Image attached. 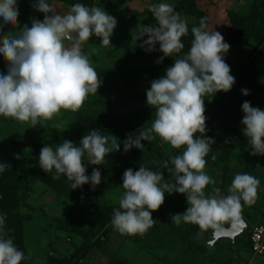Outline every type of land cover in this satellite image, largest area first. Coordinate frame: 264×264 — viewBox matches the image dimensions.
Returning <instances> with one entry per match:
<instances>
[{
	"label": "clouds",
	"instance_id": "9594fccd",
	"mask_svg": "<svg viewBox=\"0 0 264 264\" xmlns=\"http://www.w3.org/2000/svg\"><path fill=\"white\" fill-rule=\"evenodd\" d=\"M32 7L44 14L43 20L31 19L30 27L19 28L18 0H0V60L7 63L6 73H0V117L37 125L51 120L61 109L79 110L90 94H97L101 81L83 46L92 37L100 41L99 47L110 46L117 20L101 6L80 2L63 14L57 13L50 0H32ZM149 10L155 24L139 27L141 48L151 53L159 45L163 56L157 63L166 57H173L174 62L146 91V103L155 109L151 126L128 134L123 150L142 151L143 142L158 137L183 151L163 162L171 177L168 180L162 172L144 166L136 171L127 169L122 176L124 193L119 207L113 209L111 223L122 236L143 235L157 223L152 212L163 205L165 194L177 193L185 195L187 208L182 214L171 215L172 223L194 224L202 231L212 229L223 235L224 223H242L243 206L255 203L260 187L255 176L242 172L235 174L228 195H220L215 187L214 195H205V189L216 183L205 171L206 157L215 143L205 136V97L227 93L235 84L224 58L230 45L220 32L208 30L207 21L201 18L199 26L191 28L190 49L179 55L185 47L182 37L189 32L187 21L168 0L151 4ZM4 28L19 30L5 36ZM96 51L92 46L90 52ZM241 92L249 95L247 89ZM241 109L242 133L251 146L250 155L264 156V110L252 107L249 101H244ZM117 141L92 130L78 144L65 140L42 147L39 165L46 173L54 172V180L66 177L72 190L85 184L95 188L101 183V172L94 168L86 175L85 158L88 164L102 165L107 155L120 151ZM15 159H20L19 154ZM7 169L9 166L0 162V174ZM6 219V214L0 213V264H22L25 253L8 235Z\"/></svg>",
	"mask_w": 264,
	"mask_h": 264
},
{
	"label": "rangeland",
	"instance_id": "374dc122",
	"mask_svg": "<svg viewBox=\"0 0 264 264\" xmlns=\"http://www.w3.org/2000/svg\"><path fill=\"white\" fill-rule=\"evenodd\" d=\"M57 13H66L69 8L50 0ZM95 6H101L110 15L116 18L117 26L114 29L111 38V45L108 47H97L95 53H91V45L87 42L83 46L85 54L89 55L90 61L96 69H118L126 65L125 50L134 53L141 51L146 59L134 60L128 64L131 68L150 69V80L153 81L162 77L165 73L156 72V50L149 53L141 48L143 40L140 36V26L153 25V19L149 8L153 3H159L160 0H94ZM174 6L178 0H168ZM253 0H196V7L203 12L208 24V30L222 32L226 24V11L234 8L238 15H246ZM19 12L18 25L22 28L25 24L31 26V19L43 20L44 14L37 12L32 7V0H18ZM181 18L187 21L188 25L194 22V19L180 13ZM223 28V29H222ZM19 29L4 28V35ZM147 39V37H144ZM230 45L228 53L225 55V61L230 66L231 75L235 77V84L229 91L231 93H240L239 76L245 74L249 77L257 75L264 80V49H258L251 54L254 48L252 44ZM7 63L0 60V73H6ZM101 81H110V76L99 77ZM149 81L147 83H149ZM150 87V86H149ZM146 90L139 92L135 97L136 108L131 109L125 116H129L136 111L137 106L141 105L143 111L152 113L154 108L147 105L144 101ZM227 92V93H229ZM226 94L225 92H220ZM264 93V92H263ZM221 94V96H222ZM104 96L112 95V91L106 88L103 91ZM211 96L205 97L204 107H207ZM84 105V104H83ZM134 105V104H133ZM131 107V105L129 106ZM129 107L127 109H129ZM127 109H123L126 111ZM261 110H264L260 108ZM86 112L85 106L73 112L71 110L61 109L60 112L51 120L42 121L37 125L30 122H19L11 118L0 117V162L15 167L17 172L30 177L32 168V143H41L47 146H53L52 134L58 127H66L72 123L76 114ZM210 113V114H209ZM206 119L214 112L207 111ZM125 118V122L128 119ZM58 125V127L56 126ZM214 125V124H213ZM242 124L238 128L242 131ZM159 145L162 155L161 163L169 160L173 155L183 149H172V147L157 137L155 140ZM251 146L248 149H235L233 156L228 163V172L225 179L222 178V172L216 167L206 164L205 171L212 177L216 183L209 185L205 189V195H214L213 187L220 190V195H228V188L235 174L247 172L255 176L260 181L257 198L252 205H245L242 209V218L246 221L247 213L257 214L258 210H264V156L250 155ZM19 154L20 159H15ZM86 175L95 165L87 163L85 160ZM166 180L171 179L169 173L164 175ZM32 193L27 199L28 205L33 209L32 218H29L24 228L26 257L30 264H45L44 260L48 252L57 256L68 254L70 250L66 244L67 236L59 233L55 229L54 219H63L67 212L66 203H58L55 193L40 182H33L31 185ZM122 197L120 191H104L96 199L93 210H97L103 202L119 203ZM187 201L183 194L173 193L165 194L163 205L155 212L152 217L156 224L143 235H120L113 227L112 223L108 226V241L100 248L89 250L87 256L81 264H107L111 258L117 257L128 260L132 264H264V254L262 256H248L246 252V243L249 239V233L241 237L242 245H233L227 239L213 244L208 242L207 236L211 235L212 229L202 231L194 224H180L179 226L171 222V215L182 214L186 211ZM259 208V209H258ZM24 214H30L25 208ZM257 217V216H256ZM247 222V221H246ZM256 219L248 221L250 228L255 225ZM230 222L224 223L228 225ZM195 229V235L189 229ZM189 232L191 241L183 239L185 233ZM69 243L81 245L77 239L72 238ZM49 244V247H48ZM191 244L194 246L188 247ZM232 246L233 248H231ZM204 249L202 251L201 249Z\"/></svg>",
	"mask_w": 264,
	"mask_h": 264
},
{
	"label": "trees",
	"instance_id": "16d2710c",
	"mask_svg": "<svg viewBox=\"0 0 264 264\" xmlns=\"http://www.w3.org/2000/svg\"><path fill=\"white\" fill-rule=\"evenodd\" d=\"M55 1L66 8H70L76 2L83 3L88 7L95 6L94 0ZM174 9L179 14L183 13L194 19V22L188 25V34L182 37V42L185 45L179 54L182 55L188 52L191 47V40L193 39L191 28L199 26L201 18L205 19V17L203 12L197 9L196 0H178ZM154 24L155 19H153ZM221 34L224 37V41L228 44L254 45L251 54L258 49H264V0H253L246 15H238L234 8L228 9L226 11V24ZM87 43L91 46H99L100 41L92 37ZM124 55L127 66L123 68L95 69L98 78L110 76L111 80L105 82L99 78L101 86L98 88L97 94H90L84 105H82L85 106L86 112L76 114L69 126L58 127L52 134L53 146L59 145L65 140L78 144L82 137L92 130L117 138V142H120V151L110 153L105 157L102 165L94 166L101 172V183L99 185L93 188L90 184H85L81 188L72 190L70 182L63 175H61L60 179L54 180L52 178L55 174L54 172L46 173L40 168V151L42 147L46 146L41 143H32L31 145L32 168L30 177L26 178L20 175L15 167L12 166L3 174H0V196H2V199H0V213L7 216L6 230L8 235L13 238L15 245L25 253V260L22 261V264H30L26 257L24 228L28 219L32 218L33 209L28 205L27 199L32 193L30 185L33 182L44 184L55 193L58 203H66L67 205L65 217L63 219H54V224L57 232L66 234V244H68L71 252L69 251L68 254L66 253V255L62 256L48 252L41 260H44L45 264H81L89 250L100 248L106 244L108 241V226L111 224L113 209L119 207V203L103 202L99 209L93 210L92 206L97 197L104 191L112 192L115 190L120 191L121 195H123L122 176L129 168L136 171L141 166H144L152 171L162 172L163 175L167 172L162 166L163 153L159 145L156 144V139L151 142H143L144 148L142 151L132 148L125 153L123 150V141L128 134H136L139 129L150 127L155 114V111L152 113L143 111L141 105L137 106L136 111L129 118L125 114L121 115L118 112L119 110L127 109L130 105H135L136 101L134 98L138 97L140 91L146 90L152 82L149 81L150 69L128 67V64L134 60L146 59L143 52L136 51L131 53L126 49ZM162 56L163 53L159 51V45H157L155 70L156 72L165 73L166 69L173 64L174 58L166 57L162 63H157V60ZM148 81L149 83H147ZM239 87V94L237 92L226 94L219 92L215 96H211L205 108V113L207 111L214 112L206 119L205 136L215 140L212 145V151L206 157L207 164L216 167L219 172H222L223 179H225V175L228 172V163L233 156L234 150L248 149L250 147L247 138L238 128L244 115L241 109L242 103L249 101L252 107L264 109V80L260 76L249 77L241 74L239 76ZM106 88L112 91V95H102ZM242 89H247L249 95H242ZM144 101L146 102V96ZM125 118L128 119L129 123L125 122ZM172 149L174 150L175 148ZM180 153L177 151L173 156ZM213 154L216 155L215 160L211 159ZM93 169L89 172V176ZM24 208L30 211V214H24L22 212ZM244 212L247 222L256 219L257 222L254 226H264V210H258L257 214L254 215ZM228 225L226 224L225 226ZM251 228L249 226V238ZM189 231H192L193 235H195L193 227ZM243 235L238 238L237 245H240V243L242 245L240 238ZM72 238L77 239L81 245L77 246L75 243H69ZM206 238L209 242V236ZM183 239L191 241L190 233H185ZM191 246H194V244L188 247ZM230 247L233 248L232 246ZM246 248L248 256H251L253 251L250 239L246 243ZM201 250L204 251L203 248ZM107 264L132 263L128 260L114 257Z\"/></svg>",
	"mask_w": 264,
	"mask_h": 264
},
{
	"label": "water",
	"instance_id": "95a60500",
	"mask_svg": "<svg viewBox=\"0 0 264 264\" xmlns=\"http://www.w3.org/2000/svg\"><path fill=\"white\" fill-rule=\"evenodd\" d=\"M135 107L129 108L126 111H118L120 113H128L131 109H134ZM224 228V234L223 235H218L214 234L212 231L210 235V241L215 244L217 241L220 239H229L233 245H235L238 242V238L245 234L248 229H249V224L242 218V223L240 224H233L229 223L228 226L222 225Z\"/></svg>",
	"mask_w": 264,
	"mask_h": 264
},
{
	"label": "built area",
	"instance_id": "2783aa9c",
	"mask_svg": "<svg viewBox=\"0 0 264 264\" xmlns=\"http://www.w3.org/2000/svg\"><path fill=\"white\" fill-rule=\"evenodd\" d=\"M249 239L254 256H262L264 254V226H253Z\"/></svg>",
	"mask_w": 264,
	"mask_h": 264
},
{
	"label": "flooded vegetation",
	"instance_id": "af4514ba",
	"mask_svg": "<svg viewBox=\"0 0 264 264\" xmlns=\"http://www.w3.org/2000/svg\"><path fill=\"white\" fill-rule=\"evenodd\" d=\"M132 107H135L136 108V105H132L131 107H129V108H132ZM120 111V110H119ZM121 111H123V109L121 110ZM120 113V112H119ZM121 115H123V114H125V113H120ZM249 230V229H248ZM249 231H247L246 233H248ZM246 233H245V235H246ZM245 235H243V236H245ZM209 241H210V235H209ZM220 241V240H219ZM219 241H217V243L219 242ZM228 241H230L229 239H228ZM231 242V241H230Z\"/></svg>",
	"mask_w": 264,
	"mask_h": 264
}]
</instances>
